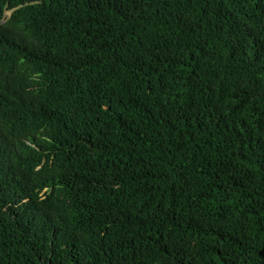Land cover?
<instances>
[{"label":"trees","instance_id":"1","mask_svg":"<svg viewBox=\"0 0 264 264\" xmlns=\"http://www.w3.org/2000/svg\"><path fill=\"white\" fill-rule=\"evenodd\" d=\"M0 264H264V0H0Z\"/></svg>","mask_w":264,"mask_h":264},{"label":"rangeland","instance_id":"2","mask_svg":"<svg viewBox=\"0 0 264 264\" xmlns=\"http://www.w3.org/2000/svg\"><path fill=\"white\" fill-rule=\"evenodd\" d=\"M5 13H6V14H8L9 12H8V11H6Z\"/></svg>","mask_w":264,"mask_h":264},{"label":"clouds","instance_id":"3","mask_svg":"<svg viewBox=\"0 0 264 264\" xmlns=\"http://www.w3.org/2000/svg\"><path fill=\"white\" fill-rule=\"evenodd\" d=\"M5 14H6V13H5ZM8 14H9V13H8ZM8 14H7V15H8Z\"/></svg>","mask_w":264,"mask_h":264}]
</instances>
